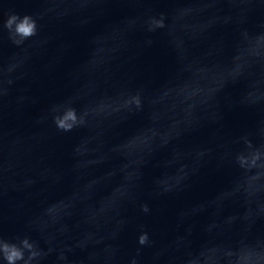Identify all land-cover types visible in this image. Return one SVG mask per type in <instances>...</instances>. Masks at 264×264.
I'll list each match as a JSON object with an SVG mask.
<instances>
[{
  "label": "water",
  "instance_id": "1",
  "mask_svg": "<svg viewBox=\"0 0 264 264\" xmlns=\"http://www.w3.org/2000/svg\"><path fill=\"white\" fill-rule=\"evenodd\" d=\"M10 9L43 18L39 36L20 48L0 32V65L19 66L0 115V234L28 235L42 248L41 237L75 245L87 236L97 264H128L141 226L154 241L143 249L141 264H153L156 256L160 264H183L204 244L234 245L251 236L245 222L255 223L253 235H264V219L249 215L253 199L230 191L238 169L220 162L238 147L236 139L264 121L259 105L239 103L243 93L261 87L262 66L251 58L217 96L219 118H212L214 108L198 104L199 125L153 152L142 168L134 191L150 213L122 196L126 172L139 164L145 141L174 136L189 119L188 103L231 78L245 30L258 31L264 7L246 0H0V22ZM161 13L168 17L164 30H142L147 15ZM181 64L183 92H158ZM128 88H143L144 95L143 110L130 116L114 111ZM20 96L31 99L18 104ZM68 97L77 108L95 109L84 127L57 134L50 123H37L50 104ZM200 150L206 160L187 188L152 195L158 177L198 162ZM84 255L76 249L70 259L79 264ZM44 264H55V257Z\"/></svg>",
  "mask_w": 264,
  "mask_h": 264
},
{
  "label": "clouds",
  "instance_id": "2",
  "mask_svg": "<svg viewBox=\"0 0 264 264\" xmlns=\"http://www.w3.org/2000/svg\"><path fill=\"white\" fill-rule=\"evenodd\" d=\"M80 3H87V0H79ZM208 5L215 3V0H206ZM251 7H264V0H246ZM49 12L54 9H49ZM6 19L0 22V32H7L8 40L15 47H23L27 41L38 37L41 31L39 21L42 16L31 14H19L15 10H9L6 13ZM133 24L136 18H130ZM168 26V17L161 14L147 15L143 20L142 30L148 33H154L164 30ZM242 40L241 47L236 56L233 57L234 65L231 78H225L219 85L212 89L210 93L200 95L198 102L188 103L190 109L189 119L184 127L176 129L174 136H166L159 141L146 140V152L141 156L140 162L136 167L128 168L126 178L128 184L122 190V196L128 198L135 204L143 214L150 213V207L147 203L138 202L134 189L139 186L142 180V168L149 162L153 152L166 148L173 139L179 138L185 131L197 127L200 118L197 112L199 105H207L214 108L212 118H219L218 106L216 104L217 96L231 83L244 74L247 68L249 58L254 59L262 66V79L259 91L251 90L241 95L239 103L243 106L253 108L257 105L264 109V22L258 25V31L254 34L247 33ZM151 44V40L147 41ZM17 64H8L7 67L0 65V115L8 97L11 95L15 85L14 73L18 69ZM186 67L178 65L176 76L162 87L157 89L165 95L172 91L183 92L181 83L177 80L178 74L184 72ZM119 106L114 109L116 113L132 115L143 110L144 95L143 88L132 90L124 89L119 94ZM31 99L26 96L17 98L18 104L22 101ZM186 102L191 100L190 96L185 97ZM95 109L77 108L76 102L72 97L50 104L44 113L37 119V123H50L57 134L71 133L76 129L84 127L89 115ZM257 139L259 142H257ZM238 147L230 151L226 156L220 158V162L225 160L232 163L239 171L240 178L230 189L233 193H242L253 199L254 207L249 215L255 217V221L264 219V121H261L254 133H247L234 141ZM74 152L76 149L74 148ZM200 159L192 165H185L172 176L158 177L154 181L153 196L172 195L182 192L189 186V181L205 162L207 154L199 151ZM31 183V181H26ZM4 188L0 184V190ZM258 197V198H257ZM198 207V206H197ZM255 223L245 222V227L250 237L238 241L234 245L217 244L208 247L207 244L201 246L199 251L190 252L185 256L183 264H264V235H253L252 228ZM46 245L42 248L33 241L30 236H15L5 238L0 234V264H44L49 257H55V264H73L70 257L79 249L85 253L79 264H97L94 254L90 253L89 240L87 236L77 241L75 245L53 244L46 237H41ZM136 256L130 258L128 264H141L139 257L145 248L154 247V241L151 239L147 230L141 226L136 237ZM116 256V250H112L111 258ZM153 264H160L159 256L154 257Z\"/></svg>",
  "mask_w": 264,
  "mask_h": 264
}]
</instances>
